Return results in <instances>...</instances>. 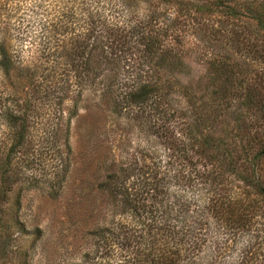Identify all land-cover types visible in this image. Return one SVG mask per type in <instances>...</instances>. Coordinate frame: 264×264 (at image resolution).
Wrapping results in <instances>:
<instances>
[{
  "label": "trees",
  "instance_id": "16d2710c",
  "mask_svg": "<svg viewBox=\"0 0 264 264\" xmlns=\"http://www.w3.org/2000/svg\"><path fill=\"white\" fill-rule=\"evenodd\" d=\"M69 2L79 11L50 12L49 2L35 0L30 13H18L12 3L0 0V123L11 135L4 157L0 156V197L8 190L6 182L17 176L11 159L27 145L32 130L43 129L42 137L61 141L64 149L63 154L52 150L55 160L63 162L52 173L47 191L56 197L53 186L70 164L68 120L79 108L89 112L95 107L117 117L131 105L137 110L168 105L167 94L161 92L172 88L168 79L119 75L120 70L128 71L124 67L131 72L144 64L143 60L136 65L131 57L124 60L128 50L148 58L155 70L176 71L183 66L150 32L149 27L159 25L152 17L118 16L110 0ZM173 3L189 14L190 26L194 22L190 9L201 12L212 4L222 11L229 27H211V34L218 32L231 55L251 64L238 78L241 64L231 56L207 62L214 84L218 83L210 95L217 102L213 109L228 100L226 107L234 109L233 131L224 142L190 125L177 134L162 124L164 158L149 164L137 151L118 161L108 141L93 160L102 171L94 184L101 201L92 203L85 192L69 202L72 230H81L94 245L92 251H81L82 264L92 260L94 264H264V1ZM129 34H138L136 42ZM178 87L192 104L196 97L189 86ZM236 98L237 104L229 103ZM202 105L209 108L208 103ZM122 116L127 118L124 112ZM48 118L51 123H46ZM213 118L205 111L196 117L199 126ZM137 124L139 129L150 126ZM219 159L225 160L231 179L218 180ZM80 168L86 169L85 162ZM34 178L32 186L38 182ZM28 232L21 222L20 233ZM30 233L36 239L41 230L34 227ZM29 247L23 249L22 264H27Z\"/></svg>",
  "mask_w": 264,
  "mask_h": 264
},
{
  "label": "rangeland",
  "instance_id": "374dc122",
  "mask_svg": "<svg viewBox=\"0 0 264 264\" xmlns=\"http://www.w3.org/2000/svg\"><path fill=\"white\" fill-rule=\"evenodd\" d=\"M6 1L12 3L15 12L30 13L35 0ZM17 1L21 3L19 6H16ZM46 1L49 2L50 12L58 9L64 13L68 10L79 11V8L70 5L69 0ZM173 1L110 0L118 16L135 20L141 19L146 14L145 18L152 17L159 22V25L149 27L150 32L157 36L156 39L159 40L162 48L171 49L174 54L172 58H178L183 63V66L176 71L155 70L153 63L148 62V58L139 57V52L134 49L128 50L124 55V60L131 57L136 65L143 60L144 64L141 68H133L131 72L124 67V70L128 71L120 70V76L129 75L141 80L147 79V81L159 77L172 82L173 86L170 90L165 88L161 90L162 93L167 94L165 99L168 105L163 104L158 108L145 105L141 110L131 105L117 117L102 109L97 111L95 107H89L91 109L89 112L88 109L85 111L79 108L68 120L67 141L70 149V164L61 175L60 183L53 186L55 190L57 189L56 197L49 196L47 191L51 185L50 179L54 176L52 173L63 162L55 160L58 158L52 155V150L57 148L63 154L64 149L62 150L61 141L52 143L50 139L42 137L40 132L43 129L32 130L27 145L17 150L18 152L11 159L10 166L17 171V176L11 178L9 183L6 182L8 190H5L4 196L0 197V264H22L23 249L29 244L26 254L27 264L83 263L81 251L83 249L92 251L94 245L92 239L82 237L81 230L75 229L76 232L72 230L74 219L69 216L71 210L69 202L71 199L74 200L75 194L85 192L88 193L92 203L101 201V198L95 194L94 184L99 179L97 174L102 171L97 168L93 160L108 141L110 143L108 145L112 146L114 153L118 156V161H123L125 155L129 157L130 151H137L143 157L146 155L143 159L149 164L151 161L164 158L166 143H164L162 127H160L162 124L166 123L169 129L177 134H181L185 126L190 125L195 127L196 131L208 133L224 142L232 133L234 109L232 106L226 107L228 100L220 102L221 105L213 109L217 102L210 95L216 90L218 83L214 84L211 78L214 75L213 69L207 62L220 58L222 55L231 56L233 60L241 64L242 73L238 78L251 69V64L244 65L240 55H231L229 48L218 38V32L211 34V27L216 30L229 27L225 25L229 21L221 14L222 11L214 10L216 8L212 4H209L208 10H201V12L190 9L191 17H194L193 25L190 26L186 18L189 14L186 15L184 10H179ZM181 1L197 2L198 0ZM212 1L209 0L210 3ZM220 1L223 3V0ZM237 1L243 3L244 0ZM180 8L183 9L181 5ZM219 9H221L220 6ZM133 34H129L130 39L135 41L138 34L134 36ZM124 60L119 61L121 66L126 63ZM174 81H177L179 86H189V91H192L196 97L192 104H189L183 96L185 90L178 87ZM67 103L68 101L64 105ZM202 103H208L209 108L207 109ZM229 103L234 105L238 103V100L236 98ZM204 111L214 118L211 123L199 126L200 122L196 117L203 115ZM123 112L127 115L126 119L122 116ZM51 122L48 118L46 123ZM136 123L150 126L148 130L146 126L139 129ZM105 137L108 138L107 141ZM10 141L11 135L7 127L0 123V156L4 157L5 149ZM84 162L86 169L82 172L80 165ZM224 164L226 162L223 159L217 162L218 171L222 173V176L218 178L220 181L226 177L231 179V176L225 172ZM31 177H35L37 184L30 185L33 181ZM0 189L3 190L1 187ZM21 222L26 231H29L28 233H20ZM34 227L41 230L40 236L36 239L30 233ZM90 264H94V260Z\"/></svg>",
  "mask_w": 264,
  "mask_h": 264
}]
</instances>
